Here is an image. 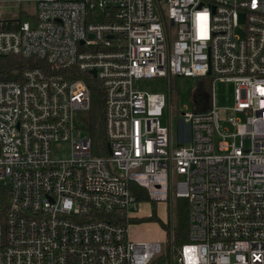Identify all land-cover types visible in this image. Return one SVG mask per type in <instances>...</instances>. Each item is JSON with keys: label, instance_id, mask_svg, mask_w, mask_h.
<instances>
[{"label": "built area", "instance_id": "obj_1", "mask_svg": "<svg viewBox=\"0 0 264 264\" xmlns=\"http://www.w3.org/2000/svg\"><path fill=\"white\" fill-rule=\"evenodd\" d=\"M0 56L37 64L0 77V264H152L165 243L129 241L133 187L186 202L188 242L161 264H264V0H0ZM177 77L212 82L174 147L169 90L140 82ZM89 79L104 156L83 121ZM216 82L233 86L224 121Z\"/></svg>", "mask_w": 264, "mask_h": 264}, {"label": "rangeland", "instance_id": "obj_2", "mask_svg": "<svg viewBox=\"0 0 264 264\" xmlns=\"http://www.w3.org/2000/svg\"><path fill=\"white\" fill-rule=\"evenodd\" d=\"M28 15H34L36 9L34 5L24 7ZM242 17L239 18V26L242 27ZM241 32H239L240 34ZM142 88L148 93H159L168 96L169 90V105L170 110L164 111L161 123L167 126L168 119L172 123L171 139L173 146L185 144L182 139L188 138V127L182 123V113L191 112L193 110V95L196 88L195 78L177 77L168 79H153L140 82ZM233 86L231 84L216 82L215 83V101L216 108L219 110L220 120H226L227 114L225 109L232 106ZM55 154L58 159H68L71 153V143L61 142L55 147ZM177 198L174 196V190L168 197L166 203H151L142 201L139 203L138 211L132 213V218H135L129 226V241L133 243L141 242H157L165 243V252L161 259L154 264L169 261L174 256L178 255L181 246L186 242H181L180 245L169 242L166 231L163 227L170 228L171 222L168 219L167 207L174 204ZM163 225V226H162Z\"/></svg>", "mask_w": 264, "mask_h": 264}, {"label": "trees", "instance_id": "obj_3", "mask_svg": "<svg viewBox=\"0 0 264 264\" xmlns=\"http://www.w3.org/2000/svg\"><path fill=\"white\" fill-rule=\"evenodd\" d=\"M37 64L30 60L20 57L7 56L0 58V77L4 80H17L24 69L36 67ZM211 77L196 79V88L193 95V109L195 113H204L210 108L211 98ZM88 87L90 90L91 107L83 114V121L90 136L94 148V154L106 155L105 134H104V93L98 81L89 79ZM100 154H98V153ZM132 190L137 194L141 201H146V195L142 190L133 187ZM168 219L171 222L172 243L180 245L181 242H188L187 238V210L186 202L177 199L174 204L167 207ZM163 226V225H162ZM168 237L167 226L163 227ZM161 257L156 258L152 264ZM161 264V263H159Z\"/></svg>", "mask_w": 264, "mask_h": 264}, {"label": "water", "instance_id": "obj_4", "mask_svg": "<svg viewBox=\"0 0 264 264\" xmlns=\"http://www.w3.org/2000/svg\"><path fill=\"white\" fill-rule=\"evenodd\" d=\"M0 58H3V57L0 56ZM91 74L93 75L94 78L96 77L95 71H92ZM107 151H108V153H110V148L108 145H107Z\"/></svg>", "mask_w": 264, "mask_h": 264}, {"label": "crops", "instance_id": "obj_5", "mask_svg": "<svg viewBox=\"0 0 264 264\" xmlns=\"http://www.w3.org/2000/svg\"><path fill=\"white\" fill-rule=\"evenodd\" d=\"M135 219V218H134Z\"/></svg>", "mask_w": 264, "mask_h": 264}]
</instances>
